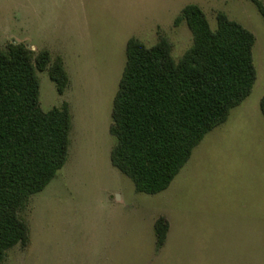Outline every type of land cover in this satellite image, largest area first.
Wrapping results in <instances>:
<instances>
[{
  "label": "rangeland",
  "instance_id": "rangeland-1",
  "mask_svg": "<svg viewBox=\"0 0 264 264\" xmlns=\"http://www.w3.org/2000/svg\"><path fill=\"white\" fill-rule=\"evenodd\" d=\"M191 3L213 28L224 12L255 34L257 80L166 190L138 192L111 162L127 42L152 46L164 35L179 60L193 35L175 19ZM11 42L62 57L64 94L38 72L39 101L44 111L68 102L72 128L65 165L21 213L29 244L4 264H264V19L251 0H0V46ZM160 217L170 229L158 248Z\"/></svg>",
  "mask_w": 264,
  "mask_h": 264
},
{
  "label": "trees",
  "instance_id": "trees-1",
  "mask_svg": "<svg viewBox=\"0 0 264 264\" xmlns=\"http://www.w3.org/2000/svg\"><path fill=\"white\" fill-rule=\"evenodd\" d=\"M251 1L264 19V2ZM216 20L213 28L195 3L182 9L175 25L186 23L193 42L179 60L164 35L152 46L136 37L127 42L112 110L111 162L138 192L166 190L207 133L253 91L255 34L224 12ZM44 71L64 94L70 78L60 55L35 52L24 43L0 46V264L15 246H28L30 229L21 213L69 153L70 106L64 101L48 111L41 108L38 72ZM260 108L264 116V94ZM169 229L165 217L156 220L158 248Z\"/></svg>",
  "mask_w": 264,
  "mask_h": 264
}]
</instances>
